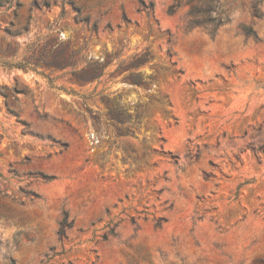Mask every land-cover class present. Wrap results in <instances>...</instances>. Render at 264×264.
I'll use <instances>...</instances> for the list:
<instances>
[{
    "label": "rangeland",
    "instance_id": "374dc122",
    "mask_svg": "<svg viewBox=\"0 0 264 264\" xmlns=\"http://www.w3.org/2000/svg\"><path fill=\"white\" fill-rule=\"evenodd\" d=\"M256 1L0 0V264H264Z\"/></svg>",
    "mask_w": 264,
    "mask_h": 264
},
{
    "label": "trees",
    "instance_id": "16d2710c",
    "mask_svg": "<svg viewBox=\"0 0 264 264\" xmlns=\"http://www.w3.org/2000/svg\"><path fill=\"white\" fill-rule=\"evenodd\" d=\"M227 0H174L173 4L169 7L168 13L173 15L176 14L181 8L185 6H190L189 15L192 17L190 21V27H202L208 26L213 28V31H217L221 26L231 22L230 15V6H232L236 0H233L231 4L226 3ZM264 0H257L254 4L248 5V13L252 20L249 25H246L243 30L247 37H252L257 41H260L257 31L254 29L255 21L260 20L263 16L260 10V4H262ZM144 8L143 10H148V17H154V5H150L147 7L144 3H142ZM28 27L25 26L22 29L17 30L13 35H20L22 32H26ZM38 65H36L37 67ZM46 66H50L47 65ZM60 66V65H57ZM0 67H3L7 70L12 69H29L30 63L28 62H20L16 64H11L8 62H1ZM40 178L44 180H52L54 177L47 176L44 174L39 175ZM157 226L160 227V223H157Z\"/></svg>",
    "mask_w": 264,
    "mask_h": 264
}]
</instances>
